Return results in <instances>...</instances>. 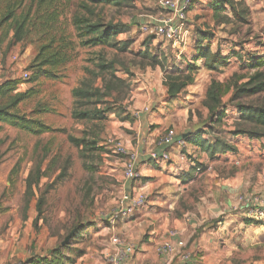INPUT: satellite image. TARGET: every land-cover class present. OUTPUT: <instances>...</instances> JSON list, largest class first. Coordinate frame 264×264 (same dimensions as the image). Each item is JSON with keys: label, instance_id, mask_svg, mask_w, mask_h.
Wrapping results in <instances>:
<instances>
[{"label": "rangeland", "instance_id": "obj_1", "mask_svg": "<svg viewBox=\"0 0 264 264\" xmlns=\"http://www.w3.org/2000/svg\"><path fill=\"white\" fill-rule=\"evenodd\" d=\"M81 2L0 0V85L15 82L7 96H0V105L5 104L12 93L25 92L26 96L17 106L18 111L40 119L51 128L39 135L8 124H2L0 129V264H27L28 259L49 256L53 248L66 243L75 264H98L100 261L113 264L118 252L113 247L118 245L111 241L116 233L112 229L120 221L118 219L112 225L109 221L120 203L126 157L114 154L105 142L108 138H117L128 152H132L127 149L125 139L130 145L136 141L137 113L145 112V109L153 111L145 100L151 93L145 81L154 78V71L156 79L164 78L166 72L160 66L147 65V60L140 55L142 52L158 59L165 57L169 62L167 66L172 63L180 68L184 66L180 55L177 56L178 51L169 42L153 35L148 39L140 33L138 23L162 13L156 0H132L129 5L120 7H93V19L122 22L128 26V31L116 39L128 43L124 52L112 47L88 48L78 44L71 18L74 13H83L79 9ZM245 2L250 8L248 24L238 28L231 23L213 27L211 48H218L222 55L228 56L227 65L209 70L199 63L201 67L195 74L194 85L175 96V104L169 106L174 111L163 112L176 117L183 104L190 107L191 115L200 122H207L202 127H208L209 115L203 117L206 113L204 92L212 79L221 83L219 111L224 110L225 115L219 124H213L212 132L208 131L207 135L209 140L211 136L228 138L236 151L225 157L219 156L213 162L194 157L193 153L188 155L204 166L212 164L215 172L242 177V193L237 196H242V216H233L234 221L225 234L206 244L209 258L217 257L220 264H264V230L255 228L258 220L245 215L248 208H244L243 203L244 198H264V135L250 138L247 134L234 133L237 130L264 132L263 128L240 119L237 108V102L250 110L263 106L264 92L230 102L233 82L245 81L254 71L247 68L249 60L253 56L264 58V0ZM18 26L22 30L20 39L16 40ZM62 39L67 47L68 61L56 68L48 65L39 68L41 57L50 52V49L42 51V48L50 40L59 44ZM101 57L105 62H112L116 75L129 83L128 94H121L115 107L122 116L128 114L132 121H122L114 111L105 113L101 121L71 117L76 106L90 107L83 106L84 102L75 104L70 91L82 81L91 80L92 75L84 68L95 73V64ZM126 69L130 73H126ZM42 70H49L51 76ZM24 73H27L26 77ZM99 78L94 85H100ZM158 95L162 96V93ZM99 106L105 108V104ZM36 108L48 111L36 114ZM168 129L171 126L165 133ZM69 136L84 138L95 149L85 152L76 147ZM30 173L32 180L37 176L39 179L31 184L28 193L26 184ZM205 180L206 177L195 179L187 191L173 199L172 213L176 218L202 214L197 203L199 197L208 193L203 187ZM237 211L233 210L232 214ZM246 222L253 226L246 227Z\"/></svg>", "mask_w": 264, "mask_h": 264}, {"label": "crops", "instance_id": "obj_2", "mask_svg": "<svg viewBox=\"0 0 264 264\" xmlns=\"http://www.w3.org/2000/svg\"><path fill=\"white\" fill-rule=\"evenodd\" d=\"M243 1L245 2V0ZM210 2L211 0H193L187 10V29L190 40L183 48L186 49L184 53L183 51L177 53V56L180 55L181 57L180 61L184 64L191 62L195 55L196 28L204 29L206 25L213 31V27L223 26L214 25ZM246 5L248 4L246 3ZM199 63H202L201 60L196 61V65L200 68ZM172 65L175 64L172 63ZM152 74L154 78L150 79L147 76L149 79L145 81L151 91V93L149 91L150 98L146 97L145 100L151 105L153 111L148 112L145 109V112L137 113L134 125L136 126L134 145L128 144L130 142L124 138L127 149H130L135 156L133 168L140 174V178L136 180L124 179L123 190L143 192L146 195V202L132 214L119 219L120 222L116 228L112 229L113 231L116 230L113 236L119 235L122 238L120 239L121 243L118 244V249L113 247L115 248L113 250H118L117 253L121 254L122 264H180L177 256L179 248L169 254H158L155 251V246L158 243L168 239V228L175 227L178 233L172 242L181 240L188 244L185 245L184 250L191 255L190 264H220L217 257L209 258L206 253V244L213 243L219 235L225 234V230L234 221L233 216L236 218L242 216V196L237 198L242 193V177L238 176L239 174L232 177L215 172L212 164L206 165L203 170L194 169L193 167L198 161L189 158L188 155L193 153L194 157L200 156L203 160L213 162L219 156L225 157L234 152L217 153L211 159L198 147L188 143L184 137L193 131L192 127L199 123L205 125L207 122H200L195 115H191L193 111H190V107H185L183 104H181L176 117L163 113L174 111L169 106L174 105L177 98L168 97L166 85L162 81L164 78L156 79L155 71ZM195 77L193 83L182 91L190 89L194 85ZM158 93H162V96H159ZM208 115L209 112L206 109L203 117H208ZM196 120L199 121L197 124L195 123ZM170 126L175 132L173 142L169 145H158V140ZM204 137L209 140L207 134ZM221 138L228 143L230 142L228 138L223 136ZM180 139L183 141L182 144L178 143ZM213 140L211 136L209 141L213 142ZM164 151L169 155L168 160H156L150 157L152 152L159 156ZM201 177H206L203 187L206 192L208 191L204 197L198 199L197 204L200 206L202 214L200 213L199 217L190 215L181 219L176 218L172 213V205L175 204L173 199L176 200L182 192L188 190L195 179ZM208 197L210 199H207ZM160 208L162 209L160 210ZM233 210L238 211L232 214ZM255 223V228H259L260 231L264 230V221L258 220ZM245 226L249 227L253 224L246 222ZM98 264L105 263L100 261Z\"/></svg>", "mask_w": 264, "mask_h": 264}, {"label": "trees", "instance_id": "obj_3", "mask_svg": "<svg viewBox=\"0 0 264 264\" xmlns=\"http://www.w3.org/2000/svg\"><path fill=\"white\" fill-rule=\"evenodd\" d=\"M43 1V0H41ZM79 9L83 13H74L71 18V25L75 31V35L78 39V44L82 47L94 48V47H112L119 52H124L128 48L127 42H118L117 36L126 33L128 26L122 22L103 21L101 19H93L95 13L94 8L96 6L111 5L120 7L123 4L129 5L132 0H81ZM210 9L212 11V17L215 26L232 24L235 28L244 26L249 22L250 8L243 0H211ZM21 26H18L16 30V40H19V34L21 33ZM151 39L153 36H147ZM214 37V33L206 26L204 29H195V55L191 62L184 64L183 68L174 65H168L167 59L156 58L150 56L146 51L140 55L146 59V64L155 67L160 66L165 72L164 84L166 85L167 96L172 98L180 93L185 87L192 84L194 76L198 70L196 65L197 60H201L202 65L209 70H215L216 67L225 66L228 63V56L222 55L221 51L216 48L212 50L211 40ZM147 39V40H148ZM61 43L54 44L53 40L42 48L50 49L49 54L41 57L39 62V68H43L48 65L56 68L60 63L68 61L66 53V45L63 44L64 39L60 40ZM148 46V45H146ZM43 53V52H42ZM39 58V57H38ZM36 58V59H38ZM96 72H91L87 68L85 71L92 75L90 81H82L78 86L73 87L70 91L71 96L75 104L90 105V107L82 108L75 107L71 111V117L78 120L88 121H101L105 118V113L108 111H114V114L122 119V121L129 120L128 114L122 116L118 108L115 105L118 103V98L122 94L127 95L129 92V83L124 79L118 77L113 68L112 62H105L103 57L98 59L95 64ZM168 67L169 70L167 69ZM264 58H255L253 56L247 65V68L254 69V71L247 77V79L241 83L238 81L233 82V92L231 95V101L238 100L244 96L256 95L264 92ZM48 77L51 76L49 70H42ZM126 73H130L128 69ZM99 78L100 85H94V81ZM15 82H7L0 85V96H7L14 89ZM221 83L211 80L208 84L203 99V105L209 112L210 124L208 127H201L196 130L190 131L185 135V140L198 147L201 151L205 152L209 158H213L217 153H225L227 151L235 152L236 148L226 142L220 136H215L213 142H210L204 137V135L212 132L213 124L217 125L222 121L224 117V110L219 111L221 107ZM26 96L25 92H16L8 96V100L5 104L0 105V129L2 124L12 125L16 128L22 129L30 134L39 135L45 132L51 131L50 126L45 124L38 118L28 116L25 113H20L17 109L19 103H21ZM105 104V108H101L99 105ZM237 108L240 111V119L252 123L255 127H261L264 129V105L256 107L254 109H248L246 106H242L237 102ZM45 108H36L34 113L38 114L46 112ZM209 131V132H208ZM236 134H247L250 138H259L264 135V132H252L249 130H237ZM69 140L81 150L88 152L95 149L84 138L68 137ZM194 169H205L202 163L196 162ZM193 169V170H194ZM33 174L30 173L27 178L26 191L30 193L31 184L37 183L39 176L32 180ZM69 245H59L53 248L49 256H42L33 260V258L26 261L27 264H75L76 260L72 257Z\"/></svg>", "mask_w": 264, "mask_h": 264}, {"label": "built area", "instance_id": "obj_4", "mask_svg": "<svg viewBox=\"0 0 264 264\" xmlns=\"http://www.w3.org/2000/svg\"><path fill=\"white\" fill-rule=\"evenodd\" d=\"M191 0H156L158 8L162 13L158 16H149L144 23H138L140 33L147 36L160 37L163 41L169 42L171 47L178 52H182L190 40V34L187 29V10ZM27 76V73H24ZM175 135L174 130L168 129L166 133L158 140V145H169L173 142ZM111 147V151L120 156H125L123 176L125 180H136L140 178V174L133 168L134 154L128 152L124 145L117 138H108L105 142ZM182 144V139L178 140ZM152 159L168 160L167 152H162L159 156L154 152L150 154ZM242 200V198H241ZM146 202V195L143 192H134L123 190L120 198L119 206L113 211L110 216L109 224L112 225L116 220L124 218L138 208L142 207ZM247 215L254 219L264 221V198H244ZM177 230L168 231V239L158 243L155 246V251L158 254H169L179 248L177 256L180 264H190L191 255L184 250L185 243L181 240L172 242V239L177 235ZM112 243L118 245L121 240L118 236H112ZM113 264H122V256L116 253L113 258Z\"/></svg>", "mask_w": 264, "mask_h": 264}, {"label": "water", "instance_id": "obj_5", "mask_svg": "<svg viewBox=\"0 0 264 264\" xmlns=\"http://www.w3.org/2000/svg\"><path fill=\"white\" fill-rule=\"evenodd\" d=\"M202 126H203V123H199V124L193 126L192 129H193V130H196V129L202 127ZM66 240H67V239H65V241H66ZM65 241H64V242H65ZM64 242H63V243H64Z\"/></svg>", "mask_w": 264, "mask_h": 264}]
</instances>
